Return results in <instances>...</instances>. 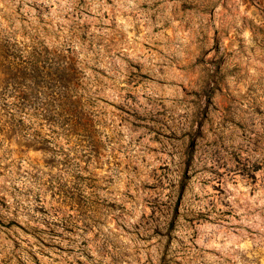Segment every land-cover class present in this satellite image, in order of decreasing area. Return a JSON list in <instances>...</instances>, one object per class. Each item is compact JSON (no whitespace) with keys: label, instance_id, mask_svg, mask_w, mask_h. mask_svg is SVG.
Masks as SVG:
<instances>
[{"label":"rangeland","instance_id":"1","mask_svg":"<svg viewBox=\"0 0 264 264\" xmlns=\"http://www.w3.org/2000/svg\"><path fill=\"white\" fill-rule=\"evenodd\" d=\"M0 264H264V0H0Z\"/></svg>","mask_w":264,"mask_h":264},{"label":"trees","instance_id":"2","mask_svg":"<svg viewBox=\"0 0 264 264\" xmlns=\"http://www.w3.org/2000/svg\"><path fill=\"white\" fill-rule=\"evenodd\" d=\"M31 98H34V96H28L26 95L25 93H20L18 94L17 96H15V100H16V103H12L11 105L15 108L14 111H21L23 110L26 106H28V109L31 110V111H34V108L32 109V106L33 104L35 103L36 99L34 98V102H32L31 100V103L30 102V99ZM6 105V104H4ZM38 111H36L35 113L36 114H40V115H43V116H47V114L50 113L49 111V108L48 107H40V108H37Z\"/></svg>","mask_w":264,"mask_h":264}]
</instances>
